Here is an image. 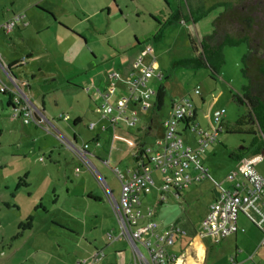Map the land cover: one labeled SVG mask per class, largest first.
<instances>
[{
	"label": "rangeland",
	"instance_id": "rangeland-1",
	"mask_svg": "<svg viewBox=\"0 0 264 264\" xmlns=\"http://www.w3.org/2000/svg\"><path fill=\"white\" fill-rule=\"evenodd\" d=\"M153 1L154 4L161 3V0H151V2L138 0L139 4L143 6L142 9H147L149 3L153 6ZM180 1L182 14L180 10L179 13L174 12L173 14L153 13L154 20L159 22V25L156 26V23L152 22L149 17L150 12L142 10L138 26L135 27V30H130L139 39L136 42L130 40L133 47H137L139 44L143 49L150 48L162 74L166 76L161 82V85H164V82L167 81L168 85L162 88L163 99L160 109L157 110L154 106L153 109L146 111L137 110V122L134 126L128 127L126 123L119 122L113 132L110 131L108 122L102 120L100 115L94 112L98 101L90 98L83 88L90 83L104 84L106 72L103 69V59L108 56L113 57L114 50H118L119 43H130L129 40H108L99 35H89L86 31L88 25L85 23L86 27L84 25L80 29L84 31L83 36L86 40H72V48L67 50L70 41L63 42L60 46L55 41L49 40H41L42 44L36 40L22 42V40H16L14 34H5L0 28V54L22 59V55L29 47L36 48L35 56L24 60L25 65L23 66L25 72H32L35 76L29 80L33 85V98L28 101L33 107L36 105L41 107L42 104L44 115L47 117L45 119L49 123L34 127L31 121L24 123L21 115L14 117L13 109H16V101L14 98L13 100L9 99V96L1 91L3 86L0 84L1 197L14 193L16 187H19V192H21L19 193L21 201H19L23 204V210L28 209L31 200L40 199L46 207H51L48 203L54 196L58 197L60 202L70 198L72 202L67 201L69 204L66 202L62 207L78 215L81 220L73 221L77 226L85 229V224L87 231L95 234L93 230H90L93 223L99 226V229L106 224L108 229L111 228L117 232L111 207L104 193L106 189L104 186H100L101 180L104 181L112 196L117 198L119 182L112 169L118 168L119 171L125 172L126 169L133 166L130 152L134 136L138 137L141 142L145 141L151 145L154 137L145 135L142 126L151 119L154 129L162 128V121L166 118L170 100L173 97H186L198 104L196 107L197 125L202 131L207 132L208 120L211 115V112L207 114V111L209 103L213 99L210 94L217 95L219 89L223 88V84L216 83L215 76L208 68H195L192 63L200 52L201 40L197 39L198 35L201 38L204 33L210 35L213 20L223 11V8L218 4L224 0ZM186 12L188 13V19L185 20L187 24L178 23L176 16H182L184 20ZM191 16L195 21L189 18ZM166 18H170L168 20L170 24L164 28ZM158 32H160V40H153V36ZM15 33L17 35V31ZM13 42H16V46L13 45ZM226 46L229 48L224 51L225 68L231 74L239 72V80L245 86L247 81L242 75V58L247 51L246 44ZM65 51L67 56L72 55V62L53 59V55L56 58L59 56L58 52ZM94 56L98 66L87 73L85 71L89 69ZM38 68L48 70L55 75L45 82L44 78L39 75ZM0 75L7 84L13 87L1 68ZM234 82L232 80V83ZM116 86L119 87V84ZM196 86L200 92L197 97L193 95ZM153 87L156 88L157 85H153ZM122 93H124L123 90ZM242 93L241 88L236 94L241 95ZM222 94L217 104L214 103L215 106H213L215 109L223 108L225 110V116L220 124L222 130L216 141L201 155L202 166L218 181L230 171L238 172L241 166L240 159L251 157L262 140L257 125L250 124L247 120V108L235 104L231 96L227 94V89H223ZM14 95L19 97L17 93ZM200 99L205 101V105H201ZM150 101L155 104V95L151 97ZM65 116L68 117L67 120H65ZM77 116L80 118V122L73 125V118ZM91 122L97 125L93 130L88 129ZM102 125L107 131L100 134L99 129ZM182 127L183 125H179V130ZM56 134L62 136L63 141L59 142L55 137ZM95 136H97L98 146L93 140ZM73 138L77 147L84 143L88 145L87 159L94 167V171H90L88 167L73 157L65 142H72ZM49 151L52 155L48 153ZM261 160L264 161V156L261 157ZM152 177L155 181L154 186L158 187L161 183V175L158 171H154ZM25 184L28 185L26 189L22 188ZM207 187L205 185L204 189L199 190L193 196L194 199L186 200L188 204L183 202L184 208H187L188 205V211L191 210L190 222L196 228L198 223L195 225L194 222L200 219L203 207L210 196V189ZM27 191L31 193V200ZM154 191L153 188L148 193L150 198ZM88 196L93 198L86 201ZM94 197H98L100 200L97 201ZM238 220L246 226V232L238 235L236 243L232 237H229L221 244H210L212 250L207 253L205 264H241L242 262L264 264V245L259 246L261 237L241 214H239ZM84 229L80 231L84 232ZM99 229L96 233H99ZM126 248L129 249L127 245Z\"/></svg>",
	"mask_w": 264,
	"mask_h": 264
},
{
	"label": "crops",
	"instance_id": "crops-1",
	"mask_svg": "<svg viewBox=\"0 0 264 264\" xmlns=\"http://www.w3.org/2000/svg\"><path fill=\"white\" fill-rule=\"evenodd\" d=\"M149 2H151V0H149ZM152 3L153 6H151L149 3L150 6L148 5L146 7L148 9L147 10L142 9L143 6L139 4L138 0H0V26L16 14L22 15V21L17 22L9 32V34H14L16 40H22V42H24V40H36L41 44V40H49L53 42L55 41V43L59 46L63 42L67 43V41H70V45L67 50H71L72 40H86L83 36L84 31L80 29L85 25V23L88 25V29L86 31L89 35H99L101 38H107L108 40H129V42L130 40L131 42L134 40L136 42V40L139 39L137 35L132 33L130 30H135V27L138 26V21H140L142 10L150 12L149 17L152 22L156 23V26L159 25V22L154 20L152 16L153 13L173 14L174 12L176 13L180 10V13L182 14L180 0H161V3L159 4L158 2L154 4V1ZM185 14L186 18L184 20L182 16H176L178 23H186L185 20L188 19V13L186 12ZM170 18H166L167 20L165 19L166 23L163 25L164 28L170 24V21H168ZM192 25L194 24L192 23ZM84 27H86V25ZM15 31H17V35ZM208 35L209 33H204L202 38L200 35H198L197 39L202 40ZM155 36L156 34L153 36V40H156L154 39ZM157 40H160V38ZM131 42L119 43L118 50H114L113 57L108 56L103 59V69L106 72L105 78L103 80L104 84L96 85L95 83H90L84 87H90V91L85 92L90 98L94 99L95 101H99L100 98L96 93V90L104 92V89L108 83L107 75L109 73L116 71L121 77H125L128 73H130V71L133 70L136 59L145 49H143L139 44L137 47H133ZM13 45L16 46V42H13ZM228 48V46H225L221 50L222 64L220 65L218 71L213 73L210 69H208L213 73L212 75L215 76L214 79L216 83L223 84V88L219 89L217 95L212 93L210 94L211 98H213V101L211 100L209 103L207 114L210 112L212 113L215 110L213 106L217 104L218 99L221 95H223V89H227V94L231 96V94L239 93L241 88L244 87V83L239 80V72H234L231 74L225 68L226 57L224 55V51ZM66 51L63 53L58 52L59 56H56V58L53 55V59L60 61L68 60V62H72V55L67 56ZM198 52L199 50L197 53ZM35 53L36 48L32 46L24 52L22 59L0 54V68L10 80L13 87L7 84L6 80H3L1 75L0 84L3 86L1 88L4 89V94H7L9 99L13 100L14 98L16 101V107L19 109L27 107L32 111L34 117L39 119L41 115L44 118H47L44 115V107L42 104L41 107L38 105L33 107L28 101L29 99L31 100L33 98V85L29 80L35 76L32 72L28 73L23 69V66L25 65L24 60L33 58ZM200 53L201 50L197 55ZM152 57L154 58V68L161 72V68L157 63L153 52ZM150 60V56L144 57L145 62H149ZM97 66L98 64H96V57L94 56L89 69H87L85 72L88 73V71L93 70ZM114 67L117 69H111ZM16 70L19 71L16 72ZM38 72L39 75L44 78L45 82H48L49 79L55 75L54 73H51L48 70H42L41 68H38ZM164 77L166 76L163 75V79ZM232 80L235 82L232 83ZM151 84L157 85L155 88L156 91L159 87L163 88V86L168 85L167 81L164 82V85H161V82H151ZM118 89L119 91L117 96H120L123 94L122 86L119 85ZM16 93L19 95V97L14 95ZM193 95L195 94L193 93ZM195 97L197 96L195 95ZM179 99H188L191 102L192 116L180 124L183 125L181 130H179V126L177 130L180 133L183 144L186 147L191 149L196 147L197 135L196 132L192 130V128L194 127L195 129H200L196 120V107L198 104L192 102L191 99L186 97H173L170 100L169 111L166 115V118L162 121V128L154 129L153 121L151 119L148 121V123H145L142 126V131L145 135L154 137L151 145H153L156 140H159L163 137V124L169 117L171 103L174 100ZM199 101L202 106L205 105V101H202L201 99ZM23 115L24 112L21 115L22 118ZM73 119V122H76V124L80 122V118L78 116ZM32 123L34 124V127L38 126L34 122ZM46 123L49 124L48 120H46L45 124ZM40 125H44V123ZM95 127H97V125H95ZM101 128L105 129V127L103 125L100 127V134L107 131L106 129L105 131H102ZM207 128V131H209L210 119L208 120ZM109 129L111 132L114 131V129ZM55 137L57 140H59V142L60 138L63 140V137L58 134H56ZM93 140L94 142H98L97 136H95ZM65 142L66 144H72V142H74V138L72 139V142ZM151 145L149 143H145V141L141 142L138 137L134 136V143L130 152L131 158L132 153L136 151L137 146L148 147ZM48 153L52 155L51 151ZM262 156H264V153L255 154L249 158L241 159L240 162L243 160L253 159L254 170L259 175L264 176V161L261 160ZM73 157L75 160H77L74 154ZM208 174L210 175L209 171ZM214 180L218 181V179ZM218 182L222 183V185H226L225 188L227 189L232 188L231 184L225 181V176L219 179ZM205 185L208 186L207 189H210V196L203 207L200 219L194 222L195 225L198 223L196 228L195 226L191 225L190 222L191 218L189 215L191 210L188 211V205L187 208H184V204L187 203L186 200L194 199L193 196L198 193L199 190L201 191L204 189ZM22 188L26 189L28 188V185L25 184L22 186ZM19 189V187H16L14 193H9V195L4 197L0 196V264H142L139 258L132 251L128 242L108 241L107 234H117V232L113 231V229H108V225L106 226V224H104L99 229V226L93 223L90 230H93L95 234L88 232L85 224V229L77 226L73 221L81 220L79 219L78 215L73 214L69 209L65 210L64 207H62V205H64L67 201L72 202L70 198L60 202V199L53 195V199H51L48 203V205L51 207H46V205L43 204L42 200L40 199L31 200V193L27 191V195L30 197L29 199L31 202L29 204L27 203L28 209L23 210V204L19 199V196L21 195L19 194L21 193L19 192ZM92 198L93 197L88 196L86 201ZM215 198L216 191L214 190L211 182L207 179L193 183L182 194L180 201H176L169 197L165 203H157L155 191L151 194V198L148 194L141 197V211L142 213H145L147 209L153 210L151 220L159 223V234L165 233V231L172 225L178 226L185 232L184 236H177L173 245L166 249L167 254L174 258V261L171 264H205V257L207 253L212 250V248L209 241L199 237L198 227L201 219L207 211L208 206L215 200ZM94 199L97 201L100 200L98 197H94ZM21 211L24 213H20ZM18 213L20 214L18 215ZM111 213L115 222L112 209ZM237 226L239 229H242L243 232H237L229 236L232 237V240L235 243L237 242L238 235L244 234L247 230L246 226L239 222V220H237ZM252 226L254 231L257 232L261 237V232L253 224ZM82 229H84V232L80 231ZM98 229L100 231L99 233H96ZM222 242L223 240L220 242V244ZM126 245L129 249L126 248ZM259 246L263 245H260L259 243ZM139 249L141 254L147 258V252L141 247ZM234 249L236 250V247H234ZM95 253H97L98 256L94 257ZM241 264H245V262H242Z\"/></svg>",
	"mask_w": 264,
	"mask_h": 264
},
{
	"label": "built area",
	"instance_id": "built-area-1",
	"mask_svg": "<svg viewBox=\"0 0 264 264\" xmlns=\"http://www.w3.org/2000/svg\"><path fill=\"white\" fill-rule=\"evenodd\" d=\"M22 19V15L16 14L0 28L4 33H9ZM145 56H150L151 60L145 62ZM153 64L152 50L146 48L136 59L133 70L127 76L121 77L113 71L107 75L108 83L104 92L96 90L100 99L95 112L108 122L111 129L119 122L132 127L137 122V110L146 111L154 108L150 99L156 96V89L151 82H162L163 74L154 68ZM116 84L122 86L124 93L120 96H117L119 89ZM1 91L4 92V89L1 88ZM84 91L89 92L90 87L84 88ZM193 93L198 96L199 88L195 87ZM13 111L14 117L24 112V123L31 121L39 126L46 122L42 115L36 119L27 107L23 109L16 107ZM191 116L192 104L188 99L174 100L171 103L169 117L163 124V137L151 146L136 149L132 153L133 166L125 172L119 171L118 168L112 169L119 182L118 197L112 196L103 180L100 183L107 191L104 190L118 230L116 235L107 234L108 241L128 242L142 264H171L174 258L167 254L166 249L173 245L177 236H184L185 232L172 225L165 233L159 234V223L151 220L153 210L147 209L145 213L141 211V197L154 188L157 203H165L169 197L180 201L182 194L193 183L204 179L211 182L216 191V198L208 206L199 223V237L212 245H217L227 237L243 232L237 226L238 215L241 214L261 232L260 245H264V176L254 170V160L248 159L241 162L238 172L230 171L225 176V181L231 184V189L215 181L202 166L201 155L220 134L222 130L220 124L225 116V110L217 108L211 113L209 131L192 128L197 135L194 149L183 144L177 130L178 126ZM67 119L65 116V120ZM94 128L95 123L88 125L89 130ZM101 130L105 131L104 128ZM60 141L63 140L60 138ZM66 145L79 163L94 171V167L87 159L86 143L80 147H77L75 142ZM95 145L98 146L99 143L96 141ZM154 171L161 175L158 187L154 186L155 181L152 177ZM140 247L147 252V258L141 254ZM96 256L97 253L94 254V257Z\"/></svg>",
	"mask_w": 264,
	"mask_h": 264
},
{
	"label": "trees",
	"instance_id": "trees-1",
	"mask_svg": "<svg viewBox=\"0 0 264 264\" xmlns=\"http://www.w3.org/2000/svg\"><path fill=\"white\" fill-rule=\"evenodd\" d=\"M219 5L223 11L213 20L210 35L200 41L201 53L192 66L208 68L216 73L222 64L221 50L224 46L246 44L242 75L247 84L242 88L241 95L231 94V99L247 108L248 122L256 124L262 136L253 155L264 153V0H224ZM189 18L195 21L192 16ZM159 35L160 32L154 39H159ZM162 99L163 89L159 87L154 104L157 110L162 105ZM136 149L139 150L140 146Z\"/></svg>",
	"mask_w": 264,
	"mask_h": 264
}]
</instances>
